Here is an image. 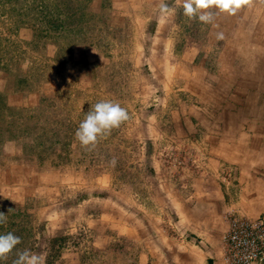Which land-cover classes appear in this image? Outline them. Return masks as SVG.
<instances>
[{
	"label": "rangeland",
	"instance_id": "374dc122",
	"mask_svg": "<svg viewBox=\"0 0 264 264\" xmlns=\"http://www.w3.org/2000/svg\"><path fill=\"white\" fill-rule=\"evenodd\" d=\"M160 2L0 0V234L21 239L0 264H14L24 249L47 253L46 264H92V228L118 236L110 229L126 216L131 191L136 200L157 173L150 165L187 174L197 160L168 118L183 86L159 85L150 69ZM164 3L176 9L165 21L171 31L199 21L177 0ZM101 100L119 102L130 119L83 147L75 132Z\"/></svg>",
	"mask_w": 264,
	"mask_h": 264
},
{
	"label": "crops",
	"instance_id": "0c3cea01",
	"mask_svg": "<svg viewBox=\"0 0 264 264\" xmlns=\"http://www.w3.org/2000/svg\"><path fill=\"white\" fill-rule=\"evenodd\" d=\"M253 1L235 14L211 8L213 23L198 21L189 32L171 31L160 20L149 34L158 84L183 86L172 94L178 107L168 118L197 160L187 174L150 165L157 173L136 200L131 191L130 210L110 229L118 236L92 228L87 262L112 264L123 253L116 263L225 264L227 217L237 211L264 219V0Z\"/></svg>",
	"mask_w": 264,
	"mask_h": 264
},
{
	"label": "clouds",
	"instance_id": "9594fccd",
	"mask_svg": "<svg viewBox=\"0 0 264 264\" xmlns=\"http://www.w3.org/2000/svg\"><path fill=\"white\" fill-rule=\"evenodd\" d=\"M182 4L184 14L190 19L198 18L205 24H211L214 21V13L209 11L215 8L220 12L235 14L236 11L250 0H177ZM159 13L161 22L175 15V8L169 7L164 0L159 4ZM223 33L217 34V39H223ZM130 119L129 113L125 107L113 100H101L92 106L91 110L85 114V118L80 122L75 132V138L83 147H94L99 138L106 137L114 128ZM115 166V159L111 161ZM7 222V214L0 212V224ZM21 243L20 237L12 232L0 234V260L16 249ZM47 253L33 252L30 249L19 251L14 264H46Z\"/></svg>",
	"mask_w": 264,
	"mask_h": 264
},
{
	"label": "built area",
	"instance_id": "2783aa9c",
	"mask_svg": "<svg viewBox=\"0 0 264 264\" xmlns=\"http://www.w3.org/2000/svg\"><path fill=\"white\" fill-rule=\"evenodd\" d=\"M223 235L225 264H264V219H250L234 211Z\"/></svg>",
	"mask_w": 264,
	"mask_h": 264
}]
</instances>
